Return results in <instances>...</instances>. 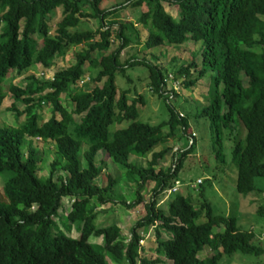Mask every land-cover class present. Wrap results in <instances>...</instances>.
<instances>
[{
  "label": "trees",
  "instance_id": "1",
  "mask_svg": "<svg viewBox=\"0 0 264 264\" xmlns=\"http://www.w3.org/2000/svg\"><path fill=\"white\" fill-rule=\"evenodd\" d=\"M101 1L0 0V108L4 80L13 72L23 77L21 85L9 87L7 109L15 121H23L0 127V176L7 175L1 187L0 264H219L224 255L263 254L256 233L241 230L235 217L216 215L202 190L196 205L171 190L196 148V138L187 144L190 130L195 131L191 121L201 119L218 170L235 169L236 193L264 195L256 185L264 179V0H126L110 8H102ZM164 3L177 18L166 13ZM58 8L61 16L50 36L49 17ZM127 9L131 20L122 16ZM83 20L97 21V28L78 31ZM138 25L147 32L144 41ZM189 41L200 45L198 59L179 68L185 77L181 84L192 87L206 74L211 81L200 113L180 118L171 105L178 93L168 87V68L123 54L136 46L144 52ZM77 44L83 49L74 63L50 75L57 59ZM87 67L97 71L90 79ZM135 67L147 70L148 90L164 101L166 120L140 122L143 97L135 91L130 100L127 90L118 91L115 76L127 78ZM48 105L51 115L45 121L40 111ZM225 132L232 141L229 162ZM37 137L52 147L43 177L40 164L50 151L34 145ZM169 140L182 144L163 168L160 162L171 148L156 150ZM147 155L145 166L130 160ZM109 162L139 188L155 184L127 241L117 225L95 224L98 205L114 203L116 180L104 173ZM166 193L174 196L160 207L157 196ZM142 202L137 191L127 207ZM256 215L264 218V205ZM63 216L67 224L59 222ZM149 227L155 231V259L142 255L139 231ZM73 229L77 237L66 234ZM91 237L102 243H89ZM205 246L210 252L200 258Z\"/></svg>",
  "mask_w": 264,
  "mask_h": 264
},
{
  "label": "rangeland",
  "instance_id": "2",
  "mask_svg": "<svg viewBox=\"0 0 264 264\" xmlns=\"http://www.w3.org/2000/svg\"><path fill=\"white\" fill-rule=\"evenodd\" d=\"M126 0H102L101 7L102 8H110L114 5H121ZM164 8L166 13L172 15V17L177 18V14L175 9L170 8L168 3H164ZM141 9H135V12L139 14ZM61 9L58 8L54 13L49 17L50 24V36L54 34V29L56 28V23L60 19ZM128 20L132 19L131 10L127 9L124 11V15ZM264 21V16L260 17ZM97 21L93 20H83L77 30L85 31V30H95L97 28ZM140 31L141 41H144L147 32L141 28L140 25L137 26ZM113 46H117V41L113 40ZM200 45L193 44L192 42H186L184 45L180 47L177 46H160L156 47L150 51H142L140 46L132 47L124 51V56L131 54L137 56L139 60L142 58H146L151 63H157L162 67H167L168 71L173 74H178V70L182 66H186L193 59H198V48ZM83 49L82 44H77L71 46L68 53L64 58H59L56 61L55 66L51 69V73L55 71H59L67 68L71 64L74 63V56L77 52ZM123 56V57H124ZM36 68L34 73L38 72ZM89 68H86L85 77L90 79L94 77L95 72L97 71H89ZM181 75V74H180ZM127 78H123L121 75L117 74L115 76V83L118 91L127 90L129 95L128 98L131 100L136 97V94H139L143 97V103H138L139 107V121L150 124H157L162 120L167 119V110L165 103L162 99H158L153 96L148 90V79H147V70L144 67H135L126 72ZM174 76V75H173ZM211 81L210 74H206L200 81H198L194 86L187 87L184 85H180L177 89L178 97L171 100V105L175 108L178 113H182L185 115H197L200 113L202 106L207 103V94L208 88ZM23 83V77H20L17 72H13L8 78L4 80L3 83V92L5 93V99L3 100L2 106L0 108V127L4 125L17 127L22 121L23 117L18 121L14 120L11 112H8L7 109L11 104V99L9 95V87L11 85H21ZM136 91V94H134ZM64 100V98H61ZM68 108V106H67ZM69 110V108H68ZM44 120L46 121L51 115V106L48 105L40 111ZM192 128L196 131V148L195 150L189 154L183 163V168L181 169L178 177V182L174 186L175 192L171 190L172 193L180 194L184 197H189L193 204L196 205L198 202V192L202 190L204 192V196L206 200L213 207V211L216 215L222 216H232L237 219L238 226L241 230H253L256 233V241L257 246L262 249L264 252V218H260L257 215L254 216L255 210H257L258 206L264 205L263 196L260 193H253L251 196L253 197L254 204L248 208L246 206V196L247 195H239L235 191V178L236 173L234 167H228L224 170H218L216 161L209 153L210 150L208 148V140L209 135L207 131V123L201 119L197 121V123L191 121ZM117 129L116 125H112L110 127L111 131H115ZM245 135L244 128L240 130V138H243ZM182 143L174 142L169 140L166 144L160 145L156 151L162 150L165 148H171V151L167 153L165 159L160 162V166L166 168L170 164V155L176 151ZM34 145L41 151L49 150V155L44 157L43 161L40 164L41 173L40 176L47 175L48 165L52 157V147L43 142L39 137L36 138ZM232 146L231 138L227 137V133L225 132L224 139V147L225 152L228 157L229 162V150ZM54 150V147H53ZM47 153V152H45ZM48 154V153H47ZM150 159V156L147 155L144 158H137L135 156H131L130 160L132 163L137 165L145 166L146 162ZM49 160V161H48ZM48 162V163H47ZM110 163V162H109ZM84 166V162L82 163ZM107 171L104 172L114 176L116 183L114 186V203H107L102 206L98 205L97 210L100 211L98 214L95 224L101 226H108L111 224H115L120 229L121 238L125 241L129 239L130 229L134 226L137 220L142 218L145 215V203L148 201L150 196L153 195V190L155 188V184H147L142 188L138 187L136 181H132L128 178L124 171L117 165L108 164ZM46 168V169H45ZM6 176H0V200H3L4 197L1 194V187L6 180ZM105 179V177L102 176ZM101 178V179H102ZM201 181V183H198ZM100 183V179L98 180ZM256 185L264 190V179H257ZM137 191L138 195L141 196L143 202L139 205L134 206L133 208H128L127 205L132 204L137 199ZM166 193L161 196H157L158 204L160 207H164L167 205L169 198L173 197L174 194ZM125 205L123 204V202ZM93 202H96L93 200ZM166 204V205H165ZM100 206V207H99ZM244 209V215L242 214ZM245 216V217H244ZM201 222L204 219L200 220ZM60 223L67 224L65 217L59 218ZM250 222V223H249ZM60 225V224H59ZM251 228V229H250ZM214 232L220 231L217 229H213ZM154 228H144L139 231L141 245L143 247V256H147L150 259L156 258V243H155V234ZM66 234L71 237H77V232L73 229L70 233ZM89 243L92 244H101L102 239H94L90 238ZM210 252L208 246H205L203 250L198 254L200 258H204L206 254ZM166 264H169L168 262ZM219 264H264V253L259 255L258 257L242 255L240 253H234L231 256L224 255L220 260Z\"/></svg>",
  "mask_w": 264,
  "mask_h": 264
},
{
  "label": "built area",
  "instance_id": "3",
  "mask_svg": "<svg viewBox=\"0 0 264 264\" xmlns=\"http://www.w3.org/2000/svg\"><path fill=\"white\" fill-rule=\"evenodd\" d=\"M47 77H49V75H47ZM183 79H184V77H182L180 75H176V74L170 73L168 75V77H167L168 87H171L172 90L177 92V89H178V87H180L181 82L183 81ZM179 117L183 118V114H179ZM189 135L190 136L187 138V144H189V147H190L193 144L194 138L196 137V133L193 132L192 130H190ZM176 151H174V152H176ZM198 183H201V181H198ZM172 191L175 192L174 189Z\"/></svg>",
  "mask_w": 264,
  "mask_h": 264
},
{
  "label": "crops",
  "instance_id": "4",
  "mask_svg": "<svg viewBox=\"0 0 264 264\" xmlns=\"http://www.w3.org/2000/svg\"><path fill=\"white\" fill-rule=\"evenodd\" d=\"M251 194H253V193H249L248 194V196H246V206L248 207V208H250L253 204H254V201H253V197L251 196ZM259 207V206H258ZM213 208V207H212ZM244 209L245 208H243V212H242V214L244 215ZM256 211L257 210H255V212H254V216H256ZM225 216H227V215H225ZM245 217V216H244ZM250 223V222H249ZM251 229V228H250Z\"/></svg>",
  "mask_w": 264,
  "mask_h": 264
},
{
  "label": "clouds",
  "instance_id": "5",
  "mask_svg": "<svg viewBox=\"0 0 264 264\" xmlns=\"http://www.w3.org/2000/svg\"><path fill=\"white\" fill-rule=\"evenodd\" d=\"M176 75H178V74H176ZM179 75H180V74H179ZM180 76H182V75H180ZM182 77H184V76H182ZM184 80H185V77H184L183 81H184ZM183 81H182V82H183ZM181 85L183 86V84H181ZM178 114H182V113H178ZM183 117H184V115H183ZM192 131H193V130H192ZM193 132H195V131H193ZM195 133H196V132H195ZM196 137H197V135H196ZM196 137H195V138H196Z\"/></svg>",
  "mask_w": 264,
  "mask_h": 264
}]
</instances>
